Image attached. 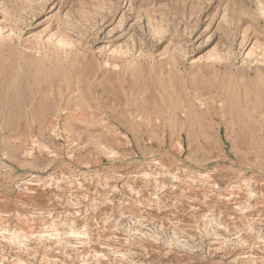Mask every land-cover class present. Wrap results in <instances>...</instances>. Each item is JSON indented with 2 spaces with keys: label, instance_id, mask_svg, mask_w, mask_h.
<instances>
[{
  "label": "rangeland",
  "instance_id": "obj_1",
  "mask_svg": "<svg viewBox=\"0 0 264 264\" xmlns=\"http://www.w3.org/2000/svg\"><path fill=\"white\" fill-rule=\"evenodd\" d=\"M264 0H0V264H264Z\"/></svg>",
  "mask_w": 264,
  "mask_h": 264
},
{
  "label": "bare ground",
  "instance_id": "obj_2",
  "mask_svg": "<svg viewBox=\"0 0 264 264\" xmlns=\"http://www.w3.org/2000/svg\"><path fill=\"white\" fill-rule=\"evenodd\" d=\"M258 18L264 20V9H259Z\"/></svg>",
  "mask_w": 264,
  "mask_h": 264
}]
</instances>
